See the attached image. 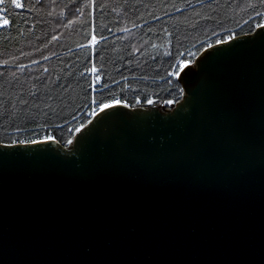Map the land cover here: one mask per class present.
<instances>
[{
  "label": "water",
  "instance_id": "1",
  "mask_svg": "<svg viewBox=\"0 0 264 264\" xmlns=\"http://www.w3.org/2000/svg\"><path fill=\"white\" fill-rule=\"evenodd\" d=\"M234 36L193 58L211 78L194 104L90 116L72 145L0 141L33 161L0 171V264H83L85 236L103 264H228L248 239L262 264L264 30Z\"/></svg>",
  "mask_w": 264,
  "mask_h": 264
},
{
  "label": "trees",
  "instance_id": "2",
  "mask_svg": "<svg viewBox=\"0 0 264 264\" xmlns=\"http://www.w3.org/2000/svg\"><path fill=\"white\" fill-rule=\"evenodd\" d=\"M22 3L24 8L11 10L15 24L0 28L2 142L51 134L66 144L90 118V107H95L91 99L108 97L109 92L129 104L137 96L142 103L145 96L157 104L177 100L181 86L175 76L167 75L172 65L179 59L192 61L209 44L250 32L264 21V6L257 0ZM93 65L96 73L85 71ZM95 75L101 79L89 87Z\"/></svg>",
  "mask_w": 264,
  "mask_h": 264
},
{
  "label": "snow or ice",
  "instance_id": "3",
  "mask_svg": "<svg viewBox=\"0 0 264 264\" xmlns=\"http://www.w3.org/2000/svg\"><path fill=\"white\" fill-rule=\"evenodd\" d=\"M257 2L264 6V0H257ZM0 5H4L3 10L0 11V28L9 29L15 24V19L13 17V13L11 10L14 9H22L25 7V4L21 2V0H10V3L8 0H0ZM251 7L255 8L256 4L250 5ZM257 16H260L261 13L257 12ZM256 29L264 30V23H257L254 25ZM235 38L234 34H229L228 41H231ZM103 39V37H101ZM92 44L96 43V37L93 35ZM216 43H227V41L224 40H217ZM83 47V46H82ZM208 47L212 48L214 47L212 44H209ZM165 55H170V53H165ZM183 56V53L180 54ZM189 56L195 55V53H188ZM7 63V61H5ZM194 63V61H185L184 59H179L173 67V71L169 72L168 76H175L178 77V83L183 84V87L179 88V92L181 95H184L185 91L188 92V99L185 100V104H194L197 99L203 94V92L210 87L211 78H208L207 82H201L199 85L195 84L194 77L199 74L203 69L202 63H196V66L194 69L189 68V65ZM187 69V71H185ZM85 71L90 73H96L97 69L93 65L91 68H86ZM183 73V75H181ZM83 75V73H81ZM101 77L99 75H95L92 82L89 84V87H93L97 81H99ZM164 79V77H162ZM105 88L108 87L107 84L104 85ZM123 91V89H121ZM176 101L174 99L170 100H161L162 105H172ZM157 101L149 98L147 96L144 97V103L141 102V98L137 96L135 98L134 104H129L127 100H121L114 93L109 92L108 97H102L101 99H96L93 97L90 101L91 105H95V107H90L89 114L92 117H99L100 113L105 114V119L108 120H120L123 118H129V117H135L138 115L146 114L148 112V109L145 107L151 106L156 104ZM123 108H143L145 109V113H138V112H131V113H125L119 111V109ZM112 109L113 111L109 112L108 110ZM163 110V109H161ZM187 109H185L186 111ZM165 115H168V113H165ZM101 123L100 119H97L96 125H93V129H89V131H93L97 125ZM88 124H93L92 120H88ZM37 128L43 129V125H37ZM85 128V125L81 123L79 127L76 128V131L79 132L81 129ZM17 132L21 131L19 128L16 129ZM34 135L39 136L41 133L39 131H34ZM54 142L59 143V141L56 140V137L51 134H45L43 140H18L14 141L13 143H19V144H26V143H48V142ZM73 140L68 139L66 140V145H72ZM79 144V141H78ZM11 144H5L3 147H0V171L3 170V168L8 164H20V163H32V160H25V159H17L15 161L10 160L9 158L15 155L16 153H19L20 150L13 149V151H8V149H11ZM55 152L57 153L58 159H66V157L69 154H74L75 149H70L69 153H59V149H56ZM43 162V161H40ZM88 237L81 238L78 243L82 244L84 246V252L86 253L87 257L89 259L85 260L83 264H103V261H100L96 259L94 249L91 247L90 244L87 243ZM254 252V248L252 246V243L247 240L246 246L238 247L235 250V259L230 260L228 264H251V261L247 259V257H250ZM262 264H264V261H262Z\"/></svg>",
  "mask_w": 264,
  "mask_h": 264
},
{
  "label": "built area",
  "instance_id": "4",
  "mask_svg": "<svg viewBox=\"0 0 264 264\" xmlns=\"http://www.w3.org/2000/svg\"><path fill=\"white\" fill-rule=\"evenodd\" d=\"M21 2H22V0H21ZM262 23H264V21H263ZM43 138H44V137H43ZM43 138H40V139H43Z\"/></svg>",
  "mask_w": 264,
  "mask_h": 264
}]
</instances>
